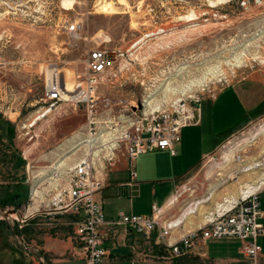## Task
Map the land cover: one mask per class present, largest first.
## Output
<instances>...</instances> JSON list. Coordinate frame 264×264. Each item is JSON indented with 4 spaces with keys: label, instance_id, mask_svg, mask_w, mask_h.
I'll return each instance as SVG.
<instances>
[{
    "label": "rangeland",
    "instance_id": "rangeland-1",
    "mask_svg": "<svg viewBox=\"0 0 264 264\" xmlns=\"http://www.w3.org/2000/svg\"><path fill=\"white\" fill-rule=\"evenodd\" d=\"M62 1L0 0V73L13 86L5 116L0 115V180L8 181L0 184V198L24 191L22 204L0 208V247L9 249L13 260L0 264L27 263L36 255L40 264H50L36 241L39 232L56 237L50 232L56 215L45 211L65 185L68 168L85 156L96 160L103 154L100 137L111 146L128 120L153 110L172 111L194 100L204 110L203 100L251 78L262 84L243 85L249 90L246 103L264 98V0H73L71 9ZM108 3L113 11H102ZM74 22L81 26L77 34L67 30ZM94 48L126 55L122 71L102 78L96 90L89 131L85 103L61 99L50 106L44 97L53 67L62 89L66 84L76 91L86 73L87 52ZM94 138L96 145L89 149L86 141ZM203 165L210 167L202 186H187L186 194L220 196L222 202L242 195L247 185L254 187L251 191L264 185V108L227 135ZM124 177L122 171L109 172L110 181ZM3 211L14 215L7 218ZM30 221L38 224L28 228ZM206 244L220 256H241L236 239Z\"/></svg>",
    "mask_w": 264,
    "mask_h": 264
},
{
    "label": "crops",
    "instance_id": "crops-1",
    "mask_svg": "<svg viewBox=\"0 0 264 264\" xmlns=\"http://www.w3.org/2000/svg\"><path fill=\"white\" fill-rule=\"evenodd\" d=\"M247 82L262 84L259 78H251L221 89L212 99L203 100L207 105L204 110L200 108L199 123L181 130L180 142L175 145V154L155 150L140 155L135 160L138 184L133 190L126 185L129 180V161L126 158H121L105 174L97 173L104 187L96 194L95 199L100 203L105 219L116 220L121 213L149 215L155 205L161 209L159 225L163 226L166 221H182L166 238L174 243L202 226L205 216L214 213L221 204L225 206L228 201L239 198L233 194L229 198L223 197L224 201L221 202L220 196L212 200L210 195L186 194L184 190L192 184L197 189L198 185L194 184L202 186L207 174L206 167H210L203 165L205 158L220 147L227 135L251 122L264 108V98L252 104L246 103L249 90H244L243 85ZM0 163V167L4 165ZM112 170L124 172L125 177L110 181L109 172ZM14 183L19 184L17 180ZM0 184H8V181L0 180ZM111 186L118 187L116 192H109ZM138 190L140 194L137 195ZM257 191L263 213L260 223L264 227V185ZM54 221L56 230L52 228L50 232H56V237L39 232L36 236L40 246L38 248L50 256V264H83L80 250L72 241L75 217L56 214ZM37 224L30 221L25 226L30 228ZM159 230L160 227H157L147 237L125 230L122 226H103V246L108 252L104 264H264V236L259 239L261 253L256 262L244 256L241 250L240 257L220 256L219 250L206 244L213 240H196L186 254L171 259L167 257V252L157 246ZM158 255L163 258L157 257ZM39 258V255L27 257V263L20 260L16 264H40ZM6 261L13 263L11 252L0 247V263Z\"/></svg>",
    "mask_w": 264,
    "mask_h": 264
},
{
    "label": "built area",
    "instance_id": "built-area-1",
    "mask_svg": "<svg viewBox=\"0 0 264 264\" xmlns=\"http://www.w3.org/2000/svg\"><path fill=\"white\" fill-rule=\"evenodd\" d=\"M81 26L74 22L67 30L77 34ZM126 53L121 50L94 48L87 52L85 59L86 73L77 84L76 91L61 95L62 83L56 67L51 69V77L45 81L44 102L52 106L56 101L85 103L88 106V127L94 125L95 93L106 76L116 77L123 69L122 62ZM1 66V63H0ZM13 86L2 79L0 73V115L5 116L3 106L11 100ZM200 100L182 103L174 110H153L137 121L128 120V127L107 146L106 139L99 138L101 148L96 160L85 156L75 163L65 176V185L60 187L50 200L46 215H71L75 217L72 241L78 246L83 264H104L108 255L103 246L101 228L105 225L122 226L125 230L149 237L160 227L157 246L167 252V257L174 259L183 256L192 247L194 241L236 239L241 242V253L256 262L261 253L259 239L264 236V227L260 223L263 213L260 210L257 190L242 194L236 200L228 201L205 216V222L197 230L189 232L177 242L170 243L166 238L170 232L180 226L181 220L166 221L159 225L161 209L155 205L149 215L119 214L116 220L107 221L100 203L95 196L104 184L97 173L105 174L121 158L129 161V180L127 187L133 190L137 186L135 160L142 154L155 150L175 154V145L180 142L181 130L196 125L200 121ZM99 144V145H100ZM96 145V144H95ZM97 164V166H96ZM3 213L8 217L14 214ZM39 262H43L39 258Z\"/></svg>",
    "mask_w": 264,
    "mask_h": 264
},
{
    "label": "bare ground",
    "instance_id": "bare-ground-1",
    "mask_svg": "<svg viewBox=\"0 0 264 264\" xmlns=\"http://www.w3.org/2000/svg\"><path fill=\"white\" fill-rule=\"evenodd\" d=\"M73 4H74V1L73 0H63L62 1V6H63V8L64 9H71V7L73 6ZM102 11H107V12H112L113 10H112V7H111V4L110 3H108V4H106V5H103L102 7ZM189 16V15H188ZM192 17V16H191ZM193 18V17H192ZM188 21H192V19L191 18H189L188 17V19H187ZM186 20V21H187ZM70 80V79H69ZM73 89V88H72ZM70 87H68L66 84H65V87H63V89L61 90V95H62V97L64 96V98H65V94L67 93V92H71V91H73ZM35 124V121L31 124V126H33ZM92 138V137H91ZM87 142V146H88V148L90 149V148H92L94 145H95V143H96V138H94V139H89V140H87L86 141ZM263 183H261V185H262ZM254 187L253 186H250V185H247L246 186V190L247 191H244V190H242V192L243 193H245V192H248V191H250L251 192V190L253 189ZM242 193V194H243ZM37 195H38V191L37 190H34L33 191V193H32V200H33V202L35 201L36 202V197H37ZM32 202V203H33Z\"/></svg>",
    "mask_w": 264,
    "mask_h": 264
},
{
    "label": "trees",
    "instance_id": "trees-1",
    "mask_svg": "<svg viewBox=\"0 0 264 264\" xmlns=\"http://www.w3.org/2000/svg\"><path fill=\"white\" fill-rule=\"evenodd\" d=\"M1 117V116H0ZM24 191L20 189H16L13 192H6L4 197L0 198V208H5V206L8 205H19L22 204L24 201L22 200L24 198L23 195Z\"/></svg>",
    "mask_w": 264,
    "mask_h": 264
},
{
    "label": "water",
    "instance_id": "water-1",
    "mask_svg": "<svg viewBox=\"0 0 264 264\" xmlns=\"http://www.w3.org/2000/svg\"><path fill=\"white\" fill-rule=\"evenodd\" d=\"M9 213H11V212H7V214H9Z\"/></svg>",
    "mask_w": 264,
    "mask_h": 264
}]
</instances>
